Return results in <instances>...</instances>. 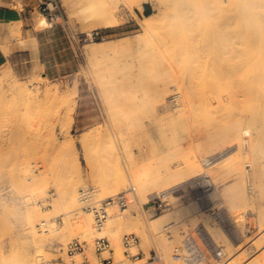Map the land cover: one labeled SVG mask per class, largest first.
<instances>
[{
  "label": "rangeland",
  "instance_id": "rangeland-1",
  "mask_svg": "<svg viewBox=\"0 0 264 264\" xmlns=\"http://www.w3.org/2000/svg\"><path fill=\"white\" fill-rule=\"evenodd\" d=\"M78 1H81V3L86 1V3H87L90 0H85V1L84 0H78ZM237 1H239L238 3H240L242 6H245V8H246L245 11H247L246 14H244V16H243V11H244L243 8L244 7H242V12L240 10H238L242 13L241 14L239 12L240 15L238 14L241 17L242 20L241 19L240 20L242 22H240L239 18H236L235 17L236 15L234 14L235 12L237 14L236 6L240 5L237 3ZM61 2H62L63 9L65 11V20L62 22L60 21V23L51 25V26L46 27V28L40 27L38 25L39 32H38V34H36V37H37L38 42H39V47H38V50L35 52L33 59L30 62L21 63L19 65V67L13 66L12 64H8V65L0 68V143H1V145H0V264H25L26 262H27L26 264H44V263L46 264V263H49V261L50 262L52 261L54 264H66L67 262H72L73 264H107V263H104L102 260H103V258H108L110 256L113 257L114 264H140L141 262L135 261L134 259L130 258L132 255L140 253L139 248L136 246L135 248L130 249L129 252L131 255L128 256L127 250L124 247L123 238L125 235H130V234H135L141 239V241H142L141 248L143 249L144 254L147 258H149L148 256H150V253L153 250H157V251H159V253L163 254L162 256H163V261L165 262L164 264H167L166 263L167 260L164 257L165 255H164V253H162L163 249L161 247H163L162 246L163 244L160 246L161 242H159V240H161L160 235H161L162 239H165L171 247L170 248L171 251L169 252V255L171 258H172V250H173L172 246H174L175 244L170 243L168 240V237L166 235L165 236L167 238L164 236L165 233L163 232L164 231L163 228L172 221H176V222L178 221V223L181 224L182 228H184L185 230L186 229H194L200 225H202L204 227L207 226L206 228H208L209 232L214 227L218 229L220 226H218L212 220L210 212H208V209L210 207H214V208L219 209V210L221 209V211L223 212V214L225 216L226 221H225L224 230L226 231L225 232L226 236L229 235L227 237H228V241H229V239H230V241H229V243H224V241H222V242L220 241V243L224 244L222 246H226V244L229 245L231 242V245L234 244L232 246H234V248H235L234 249L231 245H229L233 249L230 247L229 248L230 250H228V251L230 253H232V251H231V249H232L233 253L229 254L225 258V260H223V262L221 264H228V262L230 260H233L238 253H239L238 254L239 258H240L238 264H252V263H254V261L257 258H260V263L264 264V173H263L264 169H261V168H264V166H263L264 165V144H262L263 141L260 143V146L258 147L260 152H258V153L256 152L257 153L256 156L253 155V156H250L249 158H245V159L242 158L241 162L244 161V163L242 164L240 162L241 164H239V165H241L240 168L242 170L245 168L244 170H246V172H247V173L245 172L247 175L244 177V186H245V190H247V192H245L246 197H248V198H246V197L245 198L249 204L246 203L245 206L243 205L244 209H243V207H241V208L239 207V209L236 208L237 210H234L235 208L232 207L231 201L228 198V196L225 195V193L223 194L224 190L222 188H225L226 186H228V183H229V185L233 184V182L237 178V176L235 175L236 172L231 169L232 173H231V171H228L226 174L229 173V175H228L229 177L234 176L235 178L231 177V179H230L227 175H225V178H224V177H221V175L219 173H216L217 179L215 180V177H214L215 174L214 173H212L213 175L211 174V178L214 177V179H212V180H215V181H213V182H215V184L219 179V181L216 184L217 188L213 190L214 192L217 191L218 194L214 193L212 191L206 195L207 196V198H206L205 195L199 189H196L198 187L191 188L190 186H188V187L185 186V187H182L181 190L178 191L174 196L171 195L169 197V203L171 204V206L174 209L181 207V206L186 204V203L183 204L182 198L187 200L190 204L193 203L195 205L196 209H198V211H199L197 218H195L193 220L191 219L189 222H187V221L185 222L184 220H182L181 218H178V217L174 218V219H169V220L165 221L163 223V225L160 227L162 229V231H161V229H159V230H157L158 232L156 231V233H154L155 229L151 228L152 226H151L150 222L152 220V217H156V216H151L150 213L147 212L148 208L151 206L150 204H148L149 201L152 200L153 198H155L157 193H162L164 191H168V190L175 188V187H181L183 184L188 182L189 178H191L192 176H193L192 178H195L197 174H198L197 177L199 175L207 174V173H208V175H210V171L206 170L203 167V164L201 165V163L206 158L205 157L206 155H207V157H210V156L211 157H218L221 155V153L215 152L216 150L213 151L215 154H212L209 151H206L207 153H205L204 149H203L204 150L203 151L204 153H203L202 151L199 152L197 149L196 153L199 152L198 153L199 155H200V153L205 154V155L201 154L202 156L199 157V155L196 154V156L199 159V160L197 159V163H199L200 158H202L201 163H200L201 167L198 168L199 170L195 171L196 175L195 174L192 175L193 171H192V173L190 172L191 174L188 173V171L186 172V169H185V172L188 174L184 175L185 174L184 171H181V172H182V175H184V176L189 175L186 178V179H188L187 182L180 181L181 182L180 183L177 180L174 181L173 178L175 176H177V175L181 176V174H178V172L180 173V169H181L180 168L181 166H179V164H181V165H183V164L181 162L182 160H180L177 157L178 154L176 152H175V154H177L176 158H175L176 161L173 159L175 157V154L173 155L172 153H173V151H175L174 149L177 150V148H173L172 146H174L175 142L178 141V143H179L181 140L182 141L185 140L184 144H182L183 143L182 141L179 144H181L185 147L188 146L189 144L192 145L196 141L199 140V139L195 140V139L199 138L197 135L200 136V135L206 133L207 130L212 129L211 127H208L211 129H203V130H205V131H203L204 133L201 132L202 128H204L207 124L209 126L210 123H208V122L212 121V120H210V121L208 120V118L211 117L208 113L213 114L215 112L214 111L211 113L210 111L213 110V109L211 110V108L212 107L217 108V106H213V105H217V102H218L217 100H220V99H218L216 97L217 100H215V102L213 103V101H214L213 95H215L216 92H214V94H212V96H213L212 97L211 95H209V93L206 94L209 89L205 88V84H208L209 83L208 81H210L212 78H210V80L208 79V81L206 80L207 83L205 82L204 79L209 78V76H207V74H209L208 70H210L212 68V66H214V65L211 66V64H213L214 61H216V62H214V64L217 66H214L215 68L213 67V69L210 71V74H209L210 76H212L211 72H213V73L216 72V67L219 68L220 63H221V65L223 64L222 60L218 61L219 64L217 63L218 58H221V55H222V54H220L222 51L220 53H219V51L223 47H221V45L220 46L217 45V44L222 43V42H220L221 40L223 41V39H224L223 43L224 42L227 43L230 41L234 42V41H236V36H237V38L239 39L237 41L239 43H241V42L246 43L247 42L246 46L249 47L248 44H250V42L255 37H257L254 39L253 42H251L252 44L250 45L251 47H249V49L242 47V46H245V43L242 46L240 44V46H238V47H242V48H239L238 53L241 52V55H243L242 53H244V56H242V57H246L245 53L248 54V57H249V55L252 56L251 58H249V59L247 58V60H246V63H247V61H249L248 64L250 65L251 64L250 59L251 60L253 59L252 60L253 62L251 64V66H253V67L250 66L249 68L254 69V68L259 67L258 68L259 72H261V70H264V69H260V68L264 67L263 66L264 65V0H234L233 4H235V5L231 4V8H230L231 12H232V10L234 12L228 13V15L226 13V16L224 15L226 18L225 21L229 20L233 24V26L231 28L235 29V30L237 29V31H235V35H233V34H230L229 36H228V34L226 35V37L228 36L227 40L230 39L229 41L225 40V36L222 35V32H221L222 28H220V27L223 26V22H224L223 20L224 19L221 20V18L219 17L220 20H218V18L216 17V15H218V13L216 12V10L214 8V4H213L212 0H104V2L107 4L108 7L109 6L113 7L112 9H113L114 14L116 15V18L118 19L119 22L115 27H109V28L96 27V28H93L92 30H90V28L88 29L87 27L84 28V26L87 25L88 23L83 25L86 22L83 19V16L80 18L81 15L77 12L76 13L78 15L75 13L76 8L72 9V3H74V5H75L77 0H61ZM145 2H149L150 6H151V12H152L151 15L157 14L159 17V21L156 23V25H154L155 28L152 29L153 31H151L152 33H150L149 35L145 34V31L143 28V23L146 21L145 20L146 9L145 10L141 9L142 10L141 12L138 11L140 8L139 4L143 5ZM78 4H80V3H78ZM78 4H76V5H78ZM82 5L83 4H81L80 6H82ZM241 5H240V7H241ZM70 6H71V8H70ZM233 7L235 10L233 9ZM72 10H74V11H72ZM250 11H251V13H250ZM247 13H250L251 16L249 15L250 17L244 18L245 16H248ZM230 14H231V16L234 14L235 16L233 15L231 18ZM227 16H230L229 17L230 19L229 18L227 19ZM42 18L45 19L44 15L39 11L38 12V20H40ZM81 19H83L84 21ZM236 20H237V22H236ZM221 21H223V22H221ZM247 22H250L251 24L248 23V24H250V25H248ZM238 23H240V25ZM252 23H254V24L252 25ZM244 25L247 26V30H248V26H249V28H251V27L254 28L255 34H257V35L254 36L253 35L254 30L252 29V33H251V31H250L251 29H249V32L253 35V38L251 39L250 36H252V35H249L250 33L248 34L249 36H246L247 33H246V30L244 29L246 26L244 27ZM216 27H218L219 29ZM240 27L245 30V31L244 30H242V31L246 35L241 31L238 32V30L241 29ZM16 31H18V30L12 29V32H16ZM89 33H91L90 36H88ZM204 33H206V34H204ZM220 33H221V35H220ZM236 33H238V34H236ZM240 33H243V34H240ZM213 34H214L213 38L215 40H213V38H212ZM201 35H203L204 37L207 36V38L206 37L203 38ZM210 35H211V37H210ZM240 35H241V37H244V36L250 37V41L248 38H247L248 41H243V40H246V38L245 39L243 38V40H242V39H240L241 37H239ZM222 36H223V39L220 38ZM231 37H235V38H231ZM145 38H146V40H145ZM202 38H203V40H202ZM211 38H212V40H210ZM201 40L203 41L202 43H201ZM93 41L101 43V45L99 46V49L94 54L92 53V51L90 49V44ZM142 41H144L146 43H144ZM214 41H216V43ZM236 42H234V43H236ZM240 49H242V50H240ZM244 49H246V50L244 51ZM260 52H263V54H260ZM148 53L150 54L149 56L145 55ZM105 54H110V57H112L113 54H115L117 56L116 58H115V56H114V58L112 57L113 60L114 59H117V60H115V61L112 60V62H114L115 64H113L114 66L113 65L111 66V70L114 71L113 75L114 76L116 75L117 78H118V75H119V77H125L124 76V70H122L123 69L122 66L124 64L125 66H123V67L125 69L126 74L128 72H132L134 74L135 69L138 68L136 70L135 75L138 74V77H139V75H141L140 76L141 80L137 81V82H140L139 83L140 85L142 84L143 80L146 81L141 86L140 85L138 86V84L131 86V85H128V83H127V87L124 86L123 84L119 86L120 88H122L121 92L122 93L125 92V94L121 93L119 95H122V96L126 95V97H127L128 96L127 92L129 94L130 90H131L130 91L131 93H132V91H134V93L136 94V95L134 94L135 96L130 95L131 93L129 94L128 97L129 98H130V96L132 97L131 101L129 99H127L128 97L126 98L127 100H125V96H123L124 99L122 97H120L123 99V101H121V99H120V102L123 103L126 101L125 102L126 105L129 103V101H130L129 104H131L133 101L134 105H136V103L138 105L140 103V102L138 103V98L144 97L143 94H145V95L148 94L149 96H151L149 98H147V96L144 97V99L147 98V100H143V98L141 99V101H142L141 103L146 105V106L144 105L146 107V109H144L142 111V109L144 108V107H142L143 106L142 104H140L141 106L138 105V107L140 106L139 109L142 107L140 110L137 109L136 106H135V109H132V110H134V113L136 112L135 110L137 109L135 116H133L131 112H127V109L129 108L128 105H127L128 107L125 105V107L127 109L125 107L122 108L127 113H131V116H130V114L122 115L124 117L130 116L132 119H129L128 120L129 122L131 121L133 123L134 122L133 119L141 121L142 125L139 124L137 127V129L139 131V127L142 126L143 128L141 129V131H139V132L136 131L137 133H135V130H133L135 127H132L129 130L131 131L132 134H135V136H136V134H138V136H136V137H139V138H137V140L140 139L141 137L143 139L144 137H146V135L148 136L146 139V142H144L145 140L140 139L141 142H143V147L140 145V149L142 147L143 150L142 149L140 150L138 148L139 146H137V145H135V147H134L133 144H128L129 142H127L128 147L126 146V148H128V149H126L124 147L125 145L121 144V142H120L121 139L117 138L119 135L116 134L117 130H118V129L116 130V128H118V126L121 127L118 130V131H120L119 133L121 134L122 133L121 131L123 129L126 130L123 127L127 126L126 128H128V126L130 125V124H128L129 122L126 125L127 121H124L123 120L124 118H121L122 120H120V121H122V123L124 122V124L126 126L122 125L123 126L122 127L121 124H119L117 126L116 122L121 123L120 121H118L120 119L119 116L121 117V115L115 114L118 117L113 116V118L114 117L118 118V120L115 119L116 121H114L112 118L113 112L111 113L112 119H110L109 118L110 116L108 117V115H107L108 112L110 114V108L112 105H110V103H108V105H106L107 104L106 100H104L106 98L102 99V97H104V94H105L102 80L105 79V77H106L105 74L107 72L110 73V71H109L110 68L104 70L102 68L104 66L97 64V61L99 60V58H104ZM134 55L138 57V58H136V59H138V61L135 59ZM209 55H210L212 61L207 60V58H208L207 56H209ZM218 55H220V57H218ZM261 56H263V57H261ZM139 57H142V59L144 58V60H146V61L149 59V62L147 61L148 63L146 62V64L142 65V67H141L140 66L141 62H139V60H142V59ZM210 57H209V59H210ZM216 57H218V58H216ZM130 58H132L134 60V61L132 60L133 63L130 60ZM160 58H162V60L164 59V61L169 60V63L171 61H173L172 59H174V62H171V63L175 64L176 66L177 65L180 66L179 68H176V66L174 67V73H171L172 77L176 76V77L181 78V80L183 78H186V80H187V77L189 76V74L191 72V74H190L191 76H189V78H190L189 81L193 82L194 78L198 81L197 82L196 80H194L195 82H193L194 87L196 89L192 88L193 83L192 84L188 83L189 85L191 84L190 87L193 90H196L195 94L198 95V96H196L194 94L195 96H193L194 98H192V99H194V100L192 102L195 101V103L192 105L195 106L197 104L200 108V106H201L200 104H202L203 107L201 109H199L197 105H196V107L199 109V111L200 110L202 111V112H200L201 114L204 111H206V113L210 117H206V115L203 116V114H206L205 112L202 114V116L197 115L196 113H198L199 111H197L198 109L197 110L195 109L196 107L194 108L195 110H193L191 108V110H189V111L191 112L193 110L192 111V112H194L193 114H195L198 118L193 116L191 113H190L191 114V118H190L189 111L186 112L185 115H183V117H182L178 113L173 111V109H172L174 107L173 104H172V106L166 104V103H168L169 100H172V99H170V97L172 96L173 93L170 94L169 96H167L169 98L163 99L164 101H167L166 103L165 102H163V103L167 107L169 106V108H167L166 110H168L170 112L172 111L171 113L169 112L171 115H174V116L179 115L181 117V118L180 117L177 118L179 120V122H178V120L173 121V123H174L173 126L175 125V127H176L177 123L175 124V122L177 121L178 123H180V122H182L181 120H183L185 117L186 118L189 117L192 121H194V124H192L193 123L192 122L190 124V126H193V127L196 126V128H197L198 127L197 125L200 126V123H202L201 130H199L200 127H198L196 129V130H199L198 132L195 129H191V131L187 132L189 135L187 139L189 141L186 139V137H187V133L185 135L186 131L184 130L185 132H183V129H185V128H182L183 125L186 124V118H185V120H183V121H185V123L182 122V124H181L182 127L179 126L180 124L179 125L177 124V126H179L180 129L178 127H176V131L178 130V132H176V135H178L177 133L180 132L181 136H182V137L180 136L179 140L174 142V139H173V142H174L173 143L172 140L170 139V137L167 135L169 133H166L167 137H166V135L164 137L163 133H165V132H163V131L164 130L166 131V128H164V130H163V126L160 123L163 124L162 121L165 122L166 120H167L169 125H170V123L168 120L169 117L168 116H167L168 118L165 117L166 116V110H165L166 107L163 108V103L161 101L162 100V98H161L162 97V95H161L162 90L161 89L159 90V87L164 88L165 83H164V85H162L163 84L162 82H165V80H162L160 83L156 84V82L159 81V79H162L160 77L162 75H160L159 78L157 77L158 80L154 79L156 82L153 81V79L150 80V78H149V76L150 77L153 76V75L151 76L150 74H154V70H156V69H154L155 63H150V62L152 60H154V62L159 63L157 61H162V60H160ZM214 58H216V59H214ZM165 59H168V60H165ZM242 59L244 61L246 58L245 59L242 58ZM242 59L240 61H242ZM144 60H143V62H144ZM195 60H196V62H195L196 64L194 63ZM197 60H200L201 62H198ZM204 60H206L205 61L206 63L208 61L210 66H208L205 62L203 63ZM236 60H239V58L237 59V57H236ZM128 62H131L132 64L130 65V63H128ZM242 62L240 64V68H242L241 71L243 72V66L245 68V65H247V64H245V65L243 64V66H242ZM197 63L198 64L201 63L204 65V66L203 65H201V66L204 67L203 68L204 70L205 69L207 70V74L205 72L206 70L200 71V69H202V67L199 66V67H197L198 69L195 67V65H197ZM231 63L234 64V60H233V62L231 61ZM126 64H129V65H126ZM133 64L135 65V68L133 70H131L130 67ZM136 65H138V67ZM205 65H206V67L208 66L209 68L210 67L211 68L207 69L205 67ZM259 65H261V67ZM193 66L195 68H193ZM223 66L224 65H222L221 67H223ZM230 66L232 67L233 65H230ZM114 67H115V69H114ZM128 67L130 70L127 69ZM139 67H140V69H139ZM221 67H220V70H221ZM145 68H149V69H145ZM227 68H228V66H227ZM227 68L223 67L222 70L224 72L219 70V74H220V72H221V74L225 73ZM249 68H248L249 71L247 69L245 70L248 72H243L242 74H240V73L238 74L236 72L237 76L236 75L235 76L238 77L237 79L240 78L239 75L245 76L244 73L245 74L248 73L249 77L246 75V77H244L245 79L243 78L244 79L243 81H247L248 79H251L252 74L250 75V73H249L250 69ZM141 69H143V70H141ZM177 69H179V70H177ZM195 69L199 70L202 73V75L197 70L195 72ZM231 69H230V71H231ZM253 69L251 70V73L255 72ZM116 70H118V72ZM176 70H177V72H176ZM239 70H237V71L241 72ZM5 71H8L11 76L7 77L6 75H4ZM193 71L195 73L198 72V74L193 75L194 77L192 76V73H194ZM230 71H229V73H230ZM140 72H141V74H139ZM142 72H144V73L142 74ZM204 72L206 75L203 74ZM227 72H228V70H227ZM108 73H107V75H108ZM132 73H130V74L133 75ZM255 73H257V72H255ZM233 74H235V73H230L231 76L227 75L228 78L231 77V79L229 78V80H231V82L227 81L228 78H226L224 76V74L221 75L219 79L222 80L223 78L224 79L226 78L227 80L226 81L223 80V81H225V84L227 82V86L222 85V83H223L222 81H221L222 83L220 81H217L221 84H219V87L216 86V85H218L217 83H215L216 85L213 84V86H212L213 89L211 88V85H212V83L216 82L214 80L217 77L214 78L212 76L214 80L213 79L211 80V82H210L211 85L209 86V88H211L213 91H217V95L222 90L223 91L226 90V93H227L228 88H230V87L234 88L232 86H235V89H236V86L238 85L236 83H238V81L234 82V79L236 77ZM260 74L264 75V72H263V74L259 73V75ZM121 75H123V76H121ZM186 75H187V77H186ZM126 76H130V75H126ZM142 76L144 78H146V77L149 78V80L147 81V80L143 79ZM199 76H200V78H199ZM217 76L219 77L218 73H217ZM242 76H241V79H242ZM140 77H139V79H140ZM162 77H163V79L166 78L164 76H162ZM7 78H10V79L12 78L13 81L12 80L9 81V79H8V81H9V83H8ZM257 78H255V81H258ZM118 79H120V78H118ZM123 79H125V78H123ZM134 79H137V78L135 77ZM166 79H168V78H166ZM200 79H203L202 83L204 85L199 83ZM186 80L183 79V81H185L184 83H186ZM101 81H102V83H101ZM239 81H240V79H239ZM243 81L241 80L240 82H243ZM252 81H254V79ZM252 81L250 82V80H249L250 84L243 82V83H245L244 84L245 87L246 86L249 87V88H247V90H249L250 87L252 90L253 89L255 90L256 87H254V85L256 83L254 84L255 81L253 83H252ZM120 82H122V78L119 81V84H120ZM137 82H135V80H133V83H137ZM228 82H229V84H228ZM100 83H101V85H100ZM122 83H124V82H122ZM251 83H252V85L253 84L254 85L252 86ZM124 84L126 85V83H124ZM149 84H151V86L152 85L153 86L151 87V86H149ZM144 85H145V87L149 86L152 89H153V87L156 88L155 86H157L158 89H154V91L157 93V95L151 94V92H152L151 88H150L151 91L150 90L147 91L146 88L143 89ZM214 85H215V87H214ZM221 85L223 87H220ZM228 85H230V87H228ZM240 85L242 87V88H240L241 89L240 91H239V87H237V89L236 90L234 89V90H235V92L238 91L236 94H238L240 92L239 95H241V97L244 96V98H245V96L249 95L250 91H248V95H244L243 90L246 91L245 90L246 88L243 87L244 86L243 84H240ZM240 85H238V86H240ZM129 86H131V88ZM199 86H201V87H199ZM100 87L103 89L102 90L103 93H101L102 91H101ZM124 87H125V90H128L127 92L124 90ZM138 87H140V88L142 87L141 89L143 91H145L147 94L145 92L142 93L143 91ZM216 87L219 90L220 89L221 90L218 92V89ZM226 87H228V88H226ZM136 88H138V90L140 89L142 91L141 92L142 95L140 94L141 96L139 95L140 91L138 92V90ZM199 88L201 91L199 90ZM214 88L217 90H214ZM10 89H11V92H13L14 94L9 92ZM132 89H136V90H132ZM147 89H149V88L147 87ZM202 89H208V90L201 93L203 91ZM123 90H124V92H123ZM252 90H251L250 94H252V92L255 93V91L254 90L252 91ZM154 91H153V93H155ZM210 91L211 90H209V92ZM223 91H222V95L219 93V95L222 96L221 97L222 102L228 99L227 94L224 95ZM231 91H233V89ZM160 92H161V94H160ZM199 92L201 93L200 95H199ZM228 92H230V91H228ZM10 93L14 96L10 95ZM26 93L29 96H31V94H32L33 99H31V97H29V100H27L28 96L26 95ZM119 93H120V91H119ZM230 93H232V92H230ZM245 93L247 94V92H245ZM23 94L25 95V98L27 97L26 99H24ZM35 94L37 96H40V97H38L39 99L35 97L36 96ZM203 94L206 95V97L207 96L208 97L205 98V96ZM155 96H157V97H155ZM158 96H159V98H158ZM42 97H46V98L42 99ZM135 97L137 98L136 99L137 101H135ZM34 98H35V100H34ZM140 98H139V101H140ZM196 98L199 100H197ZM202 98H204V99H202ZM210 98H211V101L212 100L213 101L210 102L207 100V102H209L213 105L211 107L210 106L211 104L209 105V103H208L207 108L209 109V106L211 108L209 110H206L207 108L205 107V105L207 104V102L205 100L210 99ZM244 98H240L241 99L240 103H242L243 105H245L244 103L247 102V101L242 102L243 100H245ZM253 98L254 99L252 101H249V102L254 103L255 102L254 100H256V98L254 96H253ZM40 99L43 102H40ZM154 99H155V101H154ZM30 100H32V101L34 100L35 102L37 101L39 103H35L34 101H33L34 102L33 103ZM148 100H150V102ZM152 100L155 102V105L153 103V104H151V107L153 106V107H155L153 109L158 110L157 112L155 111L156 113L162 112V115L159 113H158L159 115L157 114V116H160L161 119L163 118V112H164L165 113V116H164L165 119L163 118L164 120L161 121V119H158L156 116V113L154 111H152V108H149L150 107L149 105L152 102ZM246 100H247V98H246ZM157 101H159L161 104H159V102H157ZM204 101H205V103H204ZM259 101H260L261 105H259V103H256V102H255V104L252 103L251 107L254 111H252V109L249 108L251 105L250 103H248L250 105H248L246 103L247 105H245V107L248 106V109L246 110L245 108L244 109L240 108V103L238 105L236 103V105L239 107L235 106V104L231 105V103H229L230 104V107H229L228 106L229 104H227L226 101H225L226 105H225V102L222 103L221 101H219L220 105L224 104L225 107L228 106L229 109L227 107V110L225 112L222 111V114H221L220 113L221 109H219L220 111H218V109L216 110V108H214V110L217 111L216 113H218V114L220 113L219 117L222 115L221 116L222 118H220L221 121L220 120H217V121H220L223 124L224 121L226 123V121H228L231 118H234V116H235V118H239V116H238V113L240 111L239 109H242L243 112H245V114L250 113L252 111L251 113H253V114L250 113L249 115H244V113L241 111V113H243V115L240 114V117L248 116V117H251L252 120L255 119L254 121L257 122L256 125L261 126V131L264 132V104H263V101H261V100H259ZM27 102H28V104L29 103H32V104L28 105ZM147 102H148V104H146ZM68 104L71 106H67ZM157 104L162 105V107L159 105H158L159 106L158 107ZM120 105H121V103H120ZM122 105H121V107H122ZM132 105H133V103H132ZM134 105L132 107H134ZM224 105H221V106H224ZM156 106H157V108H156ZM194 106H191V107H194ZM69 107H72V108H69ZM225 107H223L224 110H225ZM66 108H68V109H66ZM108 108H109V110H108ZM147 108H148V110H147ZM158 108L161 109V111H159ZM204 108H206V109L204 110ZM69 109L73 110V112L70 111ZM260 109L263 111H260ZM66 110H68V111H66ZM105 110L107 113L105 112ZM231 110H233L232 111L233 114L231 113L232 115H234L235 113H237V115L235 114L233 117H231L232 115L231 116L228 115V114H230ZM237 110H238V112H237ZM207 111H209V112H207ZM67 112H71V114L70 113L68 114ZM173 112H175V113L172 114ZM227 112H228V114L223 116V114L227 113ZM257 112H258V114L259 113L261 114V112H262L261 116L257 115ZM72 113H73V115H72ZM123 113H125V112L123 111L121 114H123ZM216 113H214V115ZM66 114H68L69 116H72V119L74 120L72 125H70V122H66L67 120L64 119V117H65L64 115H66ZM68 115H67V117H69ZM214 115H212V117L210 119L213 118L215 120V119L219 118L218 116L216 117V115H215L216 118H214ZM255 115L257 117H255ZM155 116L158 119V121H157L158 123L155 122L156 121L154 119ZM174 116L173 117L170 116L171 121H172V118L174 119ZM192 116H193L194 120L192 119ZM258 116H260V117H258ZM67 117H65V118L68 119V121H69L70 117L69 118H67ZM137 117H140L142 119L137 118ZM228 117H230L228 120L224 119V118H228ZM189 118H188V120H190ZM127 119L128 118H126V120ZM136 120H135V122H136ZM159 120L161 122H159ZM191 120H190V122H191ZM197 120H198V122H197ZM207 120H208V122H207ZM154 122H155V124L157 123V125H155ZM214 122H213V124H212V122L210 124V126L213 125V129L217 127V124H219L218 122L217 123H214ZM68 123L70 126L68 125ZM134 123L132 125H134ZM196 123H197V125H196ZM204 123H205V125H204ZM164 124H166V123H164ZM171 124H172V122H171ZM215 124H216V126H215ZM186 125H189V124H186ZM219 125H218V127H219ZM49 126L50 127L52 126L53 131H52V128L50 129ZM166 126H167V124H166ZM144 128H145V131L148 130L147 133L143 130ZM46 129L48 132L46 131ZM96 129H98V130H96ZM95 130H96V132L98 131L97 132L98 134L100 133L99 134L100 137L97 134H95L96 133ZM193 130L196 131L197 133L196 132L194 133ZM51 131H52V133H51ZM87 131L95 132V133L92 132L93 134L91 132L90 133H91V136H93V135L95 136L92 138H94L96 141L94 140L95 142L93 141V144L91 143L92 146L89 145V150H87V152H86V150L83 147L88 148V144H86L87 142L86 143L81 142L82 141L81 138H82V135L89 134ZM143 131L146 133V135L142 134ZM187 131H188V129H187ZM192 131H193V133H192ZM107 132L109 134H107ZM114 132H115V134L113 135L112 133H114ZM127 133L128 132L125 131V134H127ZM47 134H49V135H47ZM53 134L56 136V139L55 138L52 139V137H54ZM191 134L192 135L196 134V136L194 135L195 136L194 137ZM128 135H126V136H128ZM140 135H142V136L140 137ZM111 136H112V139L111 138L109 139V137H111ZM190 136H192V138ZM113 137H114V139H113ZM130 137L131 136L129 135V138ZM48 138L50 139V141ZM58 138H59V141H57ZM92 138H89V141L91 140L90 142H92ZM125 138H124V140H127V138L126 139ZM167 138L170 139L171 142ZM116 139H117V141H116ZM110 140H112L111 142L115 143V145L119 144L118 148H115L117 146L112 144L113 148L115 149L114 151L111 148L112 145L110 146V143H111V142L109 143ZM113 140H115V141H113ZM61 141L63 143L65 142L64 144L67 145V150H66L67 156L65 158H67V159L69 158V162L72 161V164L70 163L71 167H70V165H68V166L66 165L67 166L66 167L63 164V162L56 159V161L50 166L51 174H53L54 176L53 177H52V175L49 176L50 181L48 182L46 189H42L44 191H41V190L31 191L32 189L34 190V187H35V186L33 188L30 187L31 184L33 183L32 178H33L34 174L42 171L41 168L44 165L43 158L45 157V155H43L41 152H46V150H48L47 151L48 154H49V152L50 153L52 152V154H54L53 151L56 152V150H53L52 148H54V147L57 148V145L63 144ZM74 141H75V143H74V145H72L71 143H73ZM118 141L120 143H118ZM132 141L134 142V144H137V143H135V141H136L135 138H133ZM167 141H168V143H170L171 148L166 147V144H168ZM47 142H49V144H50L49 147L51 146L52 148L47 147L48 146ZM90 142H88V143H90ZM116 142H117V144H116ZM124 142H126V141H123V143ZM52 143H54L56 146ZM82 143H83V145H81ZM130 143H132V142L130 141ZM171 143H173V144H171ZM179 144L175 145L174 147L180 146ZM121 145H124L123 146L124 148L120 147ZM129 145H132V146L129 148ZM147 146H148V148H147ZM238 147L239 146H234V148H232L230 151H228V153L234 152V154H237L238 152H240L239 149L237 150ZM45 148H47V149L44 151ZM146 148L148 149V151ZM35 149L37 151L39 150L38 151L39 155H37V156H36V153H35V156L32 155V151H36ZM116 149L121 153V156H120V153ZM137 149L140 151L146 150L147 152H149V155H146V156H150V158H151L150 160H152L153 166L155 165L154 167H156L155 170H157L156 172H157L158 176H159V173H162V172L166 173L168 175H169V173H171L173 175L174 171H177L174 174L173 178H171V177L169 178L166 175L168 177V179H171V180L173 179L170 184H169V182H166V184H169L170 186L172 184H174V186L172 185L173 187L172 186L170 187L169 185H165L164 180H166V176L164 178V176H163L164 174H160V176L162 175V178H164L163 182H161L162 178L160 177L161 178L160 179L156 175V180L159 179L161 183L159 182V180H158V184H156L154 182L156 185H153L151 183L155 188L153 186H152L153 188L150 187L151 190L153 191V194L150 195V198L148 199V201H144L141 199V197L139 195V190L137 189V194H135V196H134L135 198L133 197V200H132V202H131V204L127 210H121L120 208L110 209L109 221L107 222L105 228L101 232H99L95 229L94 221H93V215L91 213L83 211L81 209V205L79 203L80 190L82 188H85L88 186H95V187L99 188V190H100V198H107L109 196L118 194L119 192H123V190L126 191V189L128 190L129 187L130 188L134 187L135 186V185H133L134 183L132 184V182H134V181L131 180L133 177H130V175H129V174H131L130 172L132 171L131 167H126V165L130 166V161H127L126 159H125V161H123L124 160L123 158H124V156L127 157V155L131 156L132 152L135 154V155L133 154V156L137 157L136 155H139L142 153L139 151V154H138L136 152ZM167 149L168 150L172 149V150L168 151ZM49 150H51V151H49ZM89 151L91 152L90 156L93 155V157H95V158H93L94 161L89 156V153H88ZM146 151L144 153L148 154V153H146ZM130 152H131V154H130ZM169 152H170V154H169ZM208 154H210V156H208ZM167 155H169V156H167ZM171 155H173V156H171ZM117 156L121 157V159H123V160H121L120 158H118V160H117L116 159ZM130 156H129V159H130ZM41 157H43V158H41ZM96 158H97V160L98 159L100 160V162L98 161L99 163L97 165L94 164L95 161H97ZM107 158H110V159L108 162H105L107 160ZM76 159H77V161H73ZM87 159L92 160V162L87 161ZM111 159L112 160L116 159V160L114 162L109 163L111 161ZM148 159H149V157H148ZM148 159H147V161H148L147 164L145 163L146 160L143 163L148 165L150 162V164H152L151 161ZM161 159L162 160L166 159L169 162L170 161L172 162L174 160V163H169V162L168 163L172 166V168H174V167L175 168L172 170L171 166H170L169 167L170 172H168L169 169L167 171H165L166 167L164 169L163 165L168 166V163H167V161H164V160L162 161ZM30 160H31V162H30L31 165L29 167H27V165L29 163L28 161H30ZM158 160H160V162H161L159 164H163V165H157ZM41 161L43 162V164ZM116 161H118L119 163ZM77 162L81 163V164H79L81 167L80 170L77 169V166L74 165V163L78 164ZM125 162H128L129 164H126ZM36 163L38 165H36ZM91 163H93L94 166H97V167H95L96 169L94 168L93 164H91ZM143 163H141V165ZM144 164L142 166H144ZM172 164H174V165L176 164V166H174ZM177 164H178V166H177ZM253 164H256L254 166V168H253ZM261 164L263 167H261ZM38 166H40V167H38ZM68 167H70L71 170L76 169V170H74V172L73 171L72 172H73L74 177H75L74 180H75V182H77L76 185H79L78 187L76 186L77 192H78L76 197H78V202H77V205H73L72 207L62 206L59 202L60 201L59 200L60 199L59 194H60L61 189H62L61 187L64 186L63 183H65L67 181V179L69 181L67 173H69L70 169H68ZM90 167L93 169H91ZM154 167L152 168L153 170H154ZM176 167H179L180 169H177ZM255 167H256V169H255ZM128 169H130V172L127 171ZM159 169H161L162 172H160ZM91 170H92V173L93 172L95 173L96 171L97 172L100 171L99 172L100 175L101 174L104 175L103 178H99V179L96 178L97 176L94 177L95 179H97L98 184L101 180L102 185H101V183L99 185L97 183L96 184L93 183V181L95 179H92L94 176V173L93 174L89 173V171L91 172ZM181 170H184V166ZM200 170H203L204 172L200 171ZM261 170H263V171H261ZM189 171H191V170H189ZM22 173H23V175H22ZM78 173H79V177H80V179L78 177V180H80V181L82 180V182H79L77 180ZM257 173H258V175H257ZM230 174H232V175H230ZM96 175H97V173H96ZM255 175L257 178L255 177ZM261 175H262V177H261ZM66 176H67V179H66ZM169 176H171V175H169ZM218 176H219V178H218ZM104 177H105V180H107L106 178H108V180H109V181H106V183L108 182L107 185H105L104 180H102V179H104ZM57 178H59V179H57ZM220 178L222 181L220 180ZM55 179H56V182H55ZM175 179H176V177H175ZM236 180H238V178ZM57 181H59V184L57 183ZM173 181H174V183H173ZM225 181H228V182L226 183ZM95 182H96V180H95ZM109 182L113 185L115 183H118L119 186H118V184H117V186H116V184L114 186L113 185L111 186V184H110V186L114 187V189L110 188V186L108 187L109 189L105 188V187L103 188V183H104V186L107 187L109 185ZM177 182H178V184H177ZM223 182H225L227 185L225 183L223 184ZM100 185H101V188L99 187ZM167 186L169 187V189ZM115 189H116V191H114ZM101 190H103V192ZM218 190L219 191L221 190V192L225 198L223 197L221 192H219ZM154 191L155 192L160 191V192L155 193ZM210 194H212L211 198L208 196ZM213 194H215L216 196ZM219 194H221V195L217 196ZM226 196L228 199L226 198ZM25 197H26V199L28 198L27 199L28 202L24 200ZM214 197H216V198H214ZM212 199H213V201H212ZM228 201H229V203H228ZM204 202H206V203H204ZM230 205H231V207H230ZM29 206H30V208H29ZM144 206H146V210L144 209ZM34 208H36L35 210H37L38 213L36 211L32 212L35 215L34 217H33V215H31L33 217V220H34V222L32 221V223H34L33 225L35 226V229L37 231V238L38 239L41 238L42 235H43L42 237L45 238L43 240L38 241V242H40V241L44 242L46 240L43 245L41 244V242L40 243L36 242L38 239L36 240V238L33 236L35 234H32L31 232H29L30 234H32L31 237H29L30 234L26 230V228H28V223L26 224L25 221L28 222V220L25 219L26 215H24V214H26L27 210H30V209L34 210ZM242 210H245V211H242ZM68 211H69V214L71 216L73 215L72 218L68 217V216H70L67 213ZM70 211H71V213H70ZM35 212H36V214H35ZM168 212H166V213H168ZM76 215L79 217V219H82V218L87 219L86 217L89 216L88 219L86 220V225L80 226V228H83V229L78 228L79 226L77 227L76 220L78 218ZM32 217H30L29 219L32 220ZM239 217H240V219H239ZM244 218H245V221H243V223L245 222V224H244L245 226L242 223L239 224L240 220L242 221V219H244ZM72 219H74L75 221ZM88 220H89V222H88ZM73 222H75V223H73ZM207 222H208V224H207ZM213 223H215L216 225L215 224L213 225ZM87 224H89V226ZM116 224H119V227H118L119 231L117 232V234H112L110 232V230H112V228L114 226H116ZM209 225H210L211 229L209 228ZM240 225L243 226V227L241 226L243 229L240 227ZM86 226H87V228H86ZM130 226H132L133 228L129 229ZM238 230H240V231H238ZM241 230H243L242 231L243 233H241ZM210 233L212 234V237H213L212 231ZM156 234L158 237L156 236ZM242 235H244V236H242ZM100 237H106L110 240L111 245H112V249L114 250L113 255H111L109 252L104 253L103 255H100L96 251L95 239L100 238ZM76 239L80 240V241L87 242V247H86L87 249L85 252H83L81 254L70 256L68 254V249H67L68 245ZM182 239H183V237L179 234V232H176V244H181ZM33 240H35L36 245H35ZM216 241H217V238H216ZM232 241H234V242H232ZM238 243L239 244L242 243V244H240L241 245L240 247H239ZM38 246L40 248H38ZM226 247H223V248L225 249ZM244 250L246 253L243 252ZM232 257H234V258L232 259ZM261 257H262V259H261ZM29 258H31V259H29ZM33 259H35V260H33ZM28 260H30L29 263H28ZM42 260H43V262H42ZM142 262H145V261H142ZM168 264H170V263L168 262Z\"/></svg>",
  "mask_w": 264,
  "mask_h": 264
},
{
  "label": "bare ground",
  "instance_id": "bare-ground-1",
  "mask_svg": "<svg viewBox=\"0 0 264 264\" xmlns=\"http://www.w3.org/2000/svg\"><path fill=\"white\" fill-rule=\"evenodd\" d=\"M85 1V0H84ZM213 1V4H214V8H215V10H216V12L218 13V15H216V17L218 18V20H220V18H221V20L222 19H224L223 21H221V22H223V26L222 27H220V28H222V30H221V32H222V35H224L225 36V40H227V38H228V36L230 35V34H233V35H235V31H237V29L235 30V29H232L231 27L233 26V24L229 21V20H226L225 21V16H226V13H227V15H228V13H232V12H234L233 10H232V12H231V4H233L234 3V0H212ZM75 2V1H74ZM239 1H237V3H238ZM78 3H80V4H78ZM85 3V4H84ZM67 4V3H66ZM71 4V3H70ZM76 4H78V5H76ZM81 4H83L82 6H80ZM238 4H240V3H238ZM233 5H235V4H233ZM241 5V4H240ZM240 5H238V6H236V8H237V14H236V12L233 14L236 18H239V20L241 19V17L239 16L240 15V13L242 12V7H244L243 8V16H244V14H246V12L247 11H245L246 10V8H245V6H242L241 5V7H240ZM69 6V5H68ZM74 6V7H73ZM79 8H78V7ZM139 6H140V9H142V5L141 4H139ZM70 8H71V6H70ZM73 8H76V10H75V13L77 12V13H79L81 16H80V18L83 16V19L86 21L83 25H85L86 23H88L87 25H85L84 26V28L85 27H87L88 29L90 28V30H92L93 28H96V27H105V28H109V27H115L117 24H118V19L116 18V15L114 14V11H113V7H111V6H107V4L104 2V0H90V1H88L87 3H86V1L85 2H82L81 3V1H78L77 0V2L75 3V5H74V3H72V9ZM239 8V9H238ZM233 9H234V7H233ZM235 10V9H234ZM238 10H240V11H238ZM72 11H74V10H72ZM240 12V13H239ZM76 13V14H77ZM250 13H251V11H250ZM250 13H247V15L248 16H245L244 18H246V17H250L251 15H250ZM239 14V15H238ZM242 14V13H241ZM73 15V14H72ZM78 15V14H77ZM76 15V16H77ZM225 15V16H224ZM232 15V16H233ZM238 15V16H237ZM250 15V16H249ZM230 16H231V14H230ZM230 16H227V19L230 17ZM232 16H231V18H232ZM242 16V15H241ZM79 17V16H78ZM220 17V18H219ZM83 19H81V20H83ZM230 19V18H229ZM234 19V18H233ZM83 20V21H84ZM145 22L143 23V28H144V31H145V34H150V33H152L151 31H153L152 29H154L155 27H154V25H156V23L159 21V17H158V15L156 14V15H150V16H145ZM235 20V19H234ZM242 20V19H241ZM240 20V22H242ZM49 20H47L46 19V17H45V19L44 18H42V19H40V20H38L37 21V25H39L40 27H44V28H46V27H49V26H51L52 25V23L49 21ZM82 21V22H83ZM250 21V20H249ZM233 22V21H232ZM236 22H237V20H236ZM19 23V22H18ZM219 23V22H218ZM248 23H250V22H247V24ZM239 25H240V23H238ZM243 24V23H242ZM251 24V23H250ZM250 24H248V25H250ZM254 23H252V25H253ZM19 25H21V24H19ZM89 25V26H88ZM222 25V24H221ZM14 26H15V24H14ZM246 25H244V27H245ZM251 27V26H250ZM86 28V29H87ZM216 28H218V27H216ZM241 28V27H240ZM14 29H16V30H19L18 28H14ZM219 29V28H218ZM246 30V33H247V35L242 31V30ZM241 28L240 30H238V32L239 31H241V32H243L246 36H249V35H252L251 33H252V29L254 30V28H249V26H248V30H247V26L245 27V28ZM249 29H251L250 31H251V33L249 32ZM217 30V29H216ZM244 30V31H245ZM213 31V30H212ZM215 31V30H214ZM233 31V32H232ZM214 33V32H213ZM243 33H240V34H243ZM250 33V34H249ZM253 35L254 36H256L257 34H255V30L253 31ZM204 34H206V33H204ZM215 34V33H214ZM214 34L212 35V38H213V36H214ZM228 34V36L226 37V35ZM236 34H238V33H236ZM249 34V35H248ZM91 35V33H89L88 34V36H90ZM219 35V34H218ZM220 35H221V33H220ZM253 35L252 36H250L251 37V39L253 38ZM203 38H207V36H203V35H201ZM243 36V35H242ZM246 36H244V37H241V35L239 36V37H241L240 39H242L243 40V38L245 39L246 38V40H243V41H248V39H249V41H250V37H246ZM199 37V36H198ZM209 37V36H208ZM210 37H211V35H210ZM203 38H202V40H203ZM212 38L210 39V40H212ZM221 39H223V36L222 37H220ZM231 38H235V37H231ZM248 38V39H247ZM255 38H257V37H255ZM254 38V39H255ZM148 39V38H147ZM254 39L251 41V42H253L254 41ZM145 40H146V38H145ZM201 40V43L203 42ZM213 40H215L214 38H213ZM230 40V39H229ZM229 40H227V41H229ZM237 40H239L238 38H237V36H236V41ZM206 41V40H205ZM217 41V40H216ZM216 41H214L215 43H216ZM223 41H224V39H223ZM223 41L221 40L220 42H222L221 44H217V45H221V47H223L222 49H220V51H219V53L220 54H222L221 55V58H218V57H220V55H218V57H216V58H218V60H217V63L219 64V62L218 61H221L222 60V62H223V64L222 65H224L223 67L225 68H227V66H228V68L226 69V72H227V70H228V72L225 74V73H223L224 74V76L226 77V78H228V76L227 75H230V73H235V74H233L234 76L238 73H240V74H242L243 72H248L249 70H248V68L251 66V64H252V60L250 59V65L248 64L249 63V61H247V63H246V60H247V58L249 59V58H251L252 56L251 55H249V57H248V54H246L245 53V55H246V57H242V56H244V53H242L243 55H241V52H239L238 53V50H239V48H242V47H244V48H246V49H249V47H251L250 45L252 44L251 42H250V44H248L249 45V47H247L246 46V44H247V42L245 43V42H241V43H239L238 41L236 42V41H234V42H236V43H234V42H224L223 43ZM142 42H144V41H142ZM144 43H146V42H144ZM245 43V46H242L243 44ZM240 44H241V46L242 47H238V46H240ZM101 45V43L100 42H91V44H90V49H91V51H92V53L94 54V53H96L97 52V50L99 49V46ZM220 47V48H221ZM218 48V47H217ZM246 49H244V51L246 50ZM240 50H242V49H240ZM243 51V52H244ZM248 53V52H247ZM153 54V53H152ZM155 54V53H154ZM260 54H263V52H260ZM145 55H150L149 53L148 54H145ZM240 55V56H239ZM114 56H115V58L117 57L115 54H113L112 55V57L114 58ZM112 57H110V54H105V57L104 58H99V60L97 61V64H99V65H102V66H104V67H102L104 70H106V69H109L110 68V73H108V75H107V73L105 74V79H101L102 81H103V88H104V92H105V94H104V97H102V99H104V98H106V99H104V100H106V105H108V103H110V105H112L111 106V108H110V114H109V112L107 113L106 112V110H105V112L107 113V115H108V117L110 118V119H112L113 118V116H116V115H121V117L119 116V120H118V118H113V120L114 121H116L115 119H117L118 121H120V120H122L121 118H124L123 120L124 121H127L126 122V125H127V123L129 122L128 120L129 119H132L130 116H131V113H132V115L133 116H135V113L137 112V109H139V107L141 106L140 104H142L141 102V99L143 98V100H147V98H149V97H151V96H149L145 91H143L140 87H138V88H140L139 90H138V88H136L137 90H138V92H139V95L141 94V92L142 93H146L147 95H145V94H143L144 95V97H146L147 96V98L146 99H144V97H142V98H140V101H139V98H138V105H140L139 107H138V105H137V103H136V105H134V102L132 101V103H133V105H134V107H132L133 105H132V103L131 104H129L130 103V101L132 100L131 98V96H130V98L128 97L129 96V94L131 93L130 91H129V94H128V90H125V87H124V90L127 92V97H126V95H123V96H125V100H127V99H129L130 101H129V103L127 104L128 106H129V110L125 107V102H120V99H121V101H123V96L122 95H119V94H121L122 92V88H120L119 86L120 85H124V86H126L127 87V83H128V85H131V86H133V85H136V84H138V86L140 85L139 83L140 82H137L138 80H141V75H139V77H140V79H139V77H138V74L137 75H135L136 74V70L138 69L137 67H138V65H136L137 67V69H135V73L133 74L132 72H128L127 74L125 73V69H124V67L123 66H125L124 64H123V66H122V70H124V76L125 77H119V75H118V78H120V79H118L117 77H116V75L114 76L113 74V72L114 71H112L111 70V66L113 65V64H115L114 62H112V60H113V58ZM131 57V56H130ZM134 57H135V59L136 58H138L137 56H135L134 55ZM145 57V56H144ZM163 57V56H162ZM208 58H207V60H211L212 61V59H211V57H210V55L209 56H207ZM209 57H210V59H209ZM236 57H237V59L239 58V60H236ZM246 58L244 61H243V59L242 58ZM261 57H263V56H261ZM112 58V59H111ZM133 58V57H132ZM132 58H130V60L132 61L133 59ZM139 58H141L142 59V57H139ZM199 58V57H198ZM203 58V57H202ZM206 58V57H205ZM216 58H214V59H216ZM242 59V61H240L241 59ZM134 59V60H135ZM115 60H117V59H114L113 61H115ZM133 60V61H134ZM137 61H138V59H136ZM143 60H144V58L142 59V60H139V62H141V64H140V66L142 67V65H145L146 64V62L148 61L149 62V59L146 61V60H144V62H143ZM160 60H162V58H160ZM165 60H168V59H165ZM173 61H171V62H174V59H172ZM233 60H234V64L233 63H231V61L233 62ZM119 61V60H118ZM128 61V60H127ZM133 61H132V63H133ZM198 62H201L200 60H197ZM206 60H204L203 61V63L205 62ZM238 61V62H237ZM147 62V63H148ZM157 62H159V63H156V62H154V60H152L150 63H155V68L154 69H156V70H154V74H150L152 77H150L149 76V78H150V80H152L153 79V81H155V80H158L157 79V77L159 78V76L160 75H162V76H164V77H166V78H170L169 80L168 79H166V78H164L163 79V77L162 76H160L162 79H159V81H155L156 82V84L157 83H160L162 80H165V82H162L161 84L162 85H164V83H165V85H164V88H162V87H159V90L161 89L162 91V94H161V92H160V94L162 95V103L163 102H167V101H164L163 99H167V98H169V97H167V96H169L170 94H172V96L170 97V99H172V100H169L168 101V103H166L167 105H171L172 106V104L174 105V107L172 108L173 109V111H175L176 113H178L180 116H182L183 117V115H185V113L186 112H188L189 110H191V108L193 109V110H197L198 108H199V106H198V108L196 107V105L194 106V105H192V104H194L195 103V101L194 102H192L194 99H192V98H194L193 96H195L196 94V90H193L192 88H195L194 87V83L193 82H195L194 80H196L195 78L193 79V82H190L189 81V76H191L190 74H191V72H190V74H189V76L187 77V75H186V77H187V80H186V78H183L184 80H186V83L188 84V83H193V85H192V88L190 87V85L188 86L186 83H184L185 81H183V79L181 80V78H179V77H176V76H171V73H174V67L176 66L175 64H172L171 62L169 63V60L168 61H164V59L162 60V61H157ZM196 62V60L194 61V63ZM210 62V61H209ZM214 62H216V61H214ZM214 62H213V64H211V66L212 65H214V66H217V65H215L214 64ZM236 62V63H235ZM241 62H242V66H243V64L245 65V64H247V65H245V68H244V66H243V72L241 71L242 70V68H240V64H241ZM128 63H130V65L132 64L131 62H128ZM135 63V62H134ZM176 63V62H175ZM206 63V62H205ZM238 63V64H237ZM136 64V63H135ZM177 64V63H176ZM196 64V63H195ZM208 66H210L209 65V63H208V61H207V63H206ZM126 65H129V64H126ZM192 65V64H191ZM198 65V66H197ZM197 65H195V67L197 68V67H202L201 65H203V64H198L197 63ZM221 65V63H220V66H219V68L218 67H216V72H211V74H212V76L215 78V77H217V78H215V80L213 79V77L212 76H210L209 74H210V71L213 69V67L214 66H212V68L210 69L208 66L206 67V65H205V67L208 69H210V70H208V72H209V74H207V70L205 71L203 68L204 67H202V69H200V71L201 70H203V71H205L206 72V74H207V76H209V78H206V79H204L205 80V82H206V80L208 81V79L210 80V78H212L214 81H216V82H214V83H212V85H211V80L210 81H208L209 83L208 84H205V88H208L209 90H211L210 92H209V90L208 89H202L203 91L201 92V93H203V92H205L206 90H208L207 91V93L206 94H208L209 93V95H211L212 96V94H214V92H216L215 93V95H213L212 97H213V103L215 102V100H217V98L218 99H220V100H217L218 102H217V105H213V104H211V103H209V102H207V100L208 101H210V102H212L211 101V98L210 99H206L205 101L207 102V104L205 105V107L207 108V106H208V103H209V105L212 107V105L213 106H217V108L216 107H214V108H216V110L218 109V111H220L219 109H221V111H220V113L222 114V111H226L227 110V107L229 106L230 107V104L229 103H231V105H233V104H235V106H237L241 101V99L240 98H244V96H242L241 97V95H239V93L238 94H236L238 91H236L235 92V90L237 89V87H239V91L241 90L240 88H242L241 87V85L240 84H245V83H243V82H246L247 84L249 83L250 84V82L254 79V81H255V78H257V80L258 81H252V83L254 82V84L256 85H254V87H256L255 88V93L254 92H252V94H250V92H251V87H250V89L249 90H247V88H249L248 86H246L245 87V85L243 86V87H245L246 89V91H244L243 90V93H244V95H248V91H250L249 92V95L248 96H245V100H243L242 102H245V101H247L246 103L248 104V103H250V104H248V105H250V109H252V103L253 102H249V101H252L254 98H253V96L256 98V100H254L256 103H259V105H261L260 104V101L259 100H261V101H263V104H264V75H259V73H262L263 74V72H264V70H261V72H259V67H257V68H249L250 69V75L252 74V78L251 79H248L247 81H243L245 78L244 77H246V75L249 77V74L247 73V74H245L244 73V75L245 76H242V75H239V79H240V81L242 80L243 82H240L239 81V79H237L238 77H234L235 79H234V82L236 81H238V83H236V84H238V85H240V86H236V89H235V86H232L231 84V86L232 87H234V88H231L230 87V85H228V87H230V88H228V87H226V88H228V90H227V93H226V90H222L223 91V93H224V95L225 94H227V96H228V99L227 100H225L226 102H227V104H229L227 107H225V105H226V102L225 101H223L222 102V99H221V97L222 96H220L219 95V93L222 95V91L221 92H219L220 90L217 88V87H219V84H221L222 82L224 83H222V85H224V86H227V82H226V84H225V81L227 80L226 78L224 79L223 77V79L221 80V79H219L220 78V76L221 75H223V74H221V72H220V74H219V70H220V67L222 66ZM227 65V66H226ZM230 65H233L232 67L230 66ZM114 66V65H113ZM178 66V65H177ZM176 66V68H179L180 66H178L177 67ZM204 66V65H203ZM256 66V65H255ZM254 66V67H255ZM258 66V65H257ZM260 67H261V65H259ZM264 66V65H263ZM116 67V66H115ZM115 67H114V69H115ZM133 67V68H132ZM194 66H193V68H195ZM223 67H221V70L220 71H223L222 70V68ZM230 67V68H229ZM239 67V68H238ZM248 67V68H247ZM251 67H253V66H251ZM117 68V67H116ZM135 68V65L133 64L131 67H130V69L131 70H133ZM215 68V67H214ZM232 68V69H231ZM113 69V70H114ZM127 69H129V67L127 68ZM129 69V70H130ZM139 69H140V67H139ZM144 69V68H143ZM143 69H141V70H143ZM145 69H149V68H145ZM198 69V68H197ZM197 69H195V72H196V70ZM230 69H231V71H230ZM240 69V70H239ZM248 70V71H245V70ZM254 70L255 72H257V73H251V70ZM258 69V70H257ZM260 69H264V67L263 68H260ZM121 70V71H122ZM177 70H179V69H177ZM177 70H176V72H177ZM237 70H239V71H241V72H238ZM117 72H118V70H116ZM120 71V72H121ZM145 71V70H144ZM148 71V70H147ZM198 72H200L199 70H197ZM229 71H230V73H229ZM119 72V73H120ZM134 72V71H133ZM194 72V71H193ZM192 73V76L194 75V74H198V72L197 73ZM205 72L203 73L204 75H206L205 74ZM224 72V71H223ZM237 72V73H236ZM253 72V71H252ZM130 73H132L133 75H131ZM144 72H142V74H143ZM217 73H218V75H219V77L217 76ZM122 74V73H121ZM139 74H141V72L139 73ZM200 74L202 75V73L200 72ZM214 74V75H213ZM258 76H257V75ZM4 75H6L7 77H10L11 75L9 74V72L8 71H5L4 72ZM110 75V76H109ZM126 75H130V76H126ZM200 75V76H201ZM216 75V76H215ZM121 76H123V75H121ZM196 76V75H195ZM200 76H199V78H200ZM231 76V75H230ZM241 76H242V79H241ZM257 76V77H256ZM137 78V79H134V78ZM176 77V78H175ZM185 77V76H184ZM194 77V76H193ZM197 77V76H196ZM121 78H122V82H124V83H126V85L124 84V83H122V82H120V84H119V81L121 80ZM123 78H125V79H123ZM142 78L143 79H145V80H149V78H144L143 76H142ZM230 79H231V77H229ZM229 78H228V80L227 81H230L231 82V80H229ZM244 78V79H243ZM8 79H9V81L10 80H12V78L10 79V78H7V81H8ZM142 79V80H143ZM155 79V80H154ZM192 79V78H191ZM203 79H200V81H199V83H201L202 85H204L202 82H203ZM237 79V80H236ZM127 80V81H126ZM133 80H135V82H137V83H133ZM223 80H225V81H223ZM249 80H250V82H249ZM9 81H8V83H9ZM13 81V80H12ZM102 81H101V83H102ZM197 81V80H196ZM217 81H222L221 83H219V82H217ZM146 81H142V84H144ZM198 82V81H197ZM204 82V83H205ZM233 82V81H232ZM240 82V83H239ZM101 83H100V85H101ZM130 83V84H129ZM207 83V82H206ZM215 83H217L218 85H216ZM252 83H251V85H252ZM12 84V83H11ZM119 84V85H118ZM141 84V85H142ZM155 84V85H156ZM213 84H215L217 87V89H218V95H217V91H213L212 89V86H213ZM228 84H229V82H228ZM16 85V84H15ZM140 85V86H141ZM196 85V84H195ZM207 85V86H206ZM211 85V88H209V86ZM215 85H214V87H215ZM220 86V87H223V86ZM252 85V86H253ZM13 86V85H12ZM131 86H129L130 88H131ZM147 86V85H146ZM149 86H151V84H149ZM149 86H147L149 89H147V87H145V85H144V88L143 89H145L146 88V90L147 91H151V87L153 86H151V87H149ZM160 86V85H159ZM14 87V86H13ZM17 87V86H16ZM102 87V86H101ZM100 87V89H101V91L103 90L102 88ZM122 87V86H121ZM156 88H154L153 87V89H152V92H151V94H156L157 95V93L154 91V89H158V87L157 86H155ZM199 87H201V86H199ZM253 87V88H254ZM15 88V87H14ZM21 88V87H20ZM134 88V87H133ZM151 88V89H150ZM12 89V88H11ZM11 89H10V91L9 92H11ZM119 89V90H118ZM136 89H132V90H136ZM196 89V88H195ZM217 89H215L214 88V90H217ZM233 89V91H231ZM235 89V90H234ZM124 90H123V92H124ZM199 90H200V88H199ZM252 90V91H253ZM17 91V90H16ZM23 91V90H22ZM119 91H120V93H119ZM153 91L155 92V93H153ZM201 91V90H200ZM228 91H230V92H232V93H230V92H228ZM194 92V93H193ZM234 92V93H233ZM245 92H247V94L245 93ZM11 93H13V92H11ZM10 93V95H12ZM101 93H103V91L101 92ZM200 92H199V95L201 94ZM230 93V94H229ZM14 94V93H13ZM122 94H125V92L124 93H122ZM135 93H134V91H132V93L130 94V95H134ZM195 94V95H194ZM205 94V93H204ZM203 94V95H204ZM229 94V95H228ZM24 95V94H23ZM26 95H27V93H26ZM36 95V94H35ZM136 95V94H135ZM134 95V96H135ZM138 95V94H137ZM142 95V94H141ZM140 95V96H141ZM217 95V96H216ZM239 95V96H238ZM12 96H14V95H12ZM28 96V99L27 100H29V97H31V99H33V96H32V94H31V96H29V95H27ZM196 96H198V95H196ZM205 96V98H207L206 97V95H204ZM252 96V97H251ZM36 98H38V97H40V96H35ZM120 97H122V98H120ZM135 97V101H137L136 98ZM155 97H157V96H155ZM217 97V98H216ZM220 97V98H219ZM226 97V96H225ZM27 98V97H26ZM25 98V95H24V99H26ZM45 99L46 97H42V99ZM127 98V99H126ZM134 98V97H133ZM158 98H159V96H158ZM160 98V99H161ZM200 98V97H199ZM246 98H247V100H246ZM39 99V98H38ZM37 99V100H38ZM152 99V98H151ZM159 99V100H160ZM197 99V98H196ZM202 99H204V98H202ZM226 99V98H225ZM258 99V100H257ZM34 100H35V98H34ZM33 100V101H34ZM103 100V101H104ZM197 100H199V99H197ZM30 101H32V100H30ZM32 101V102H33ZM149 102H150V100H148ZM154 101H155V99H154ZM153 100H152V102L150 103V107L149 108H152V111H158V110H156V109H153V108H155V107H151V104H153L154 103V105H155V102H154ZM205 101H204V103H205ZM219 101H221L222 103H224L225 102V105L224 104H221V105H224V106H221L219 103ZM258 101V102H257ZM29 102V101H28ZM28 102H27V104H28ZM35 102V101H34ZM33 102V103H34ZM40 102H43V101H41V99H40ZM157 102H159V101H157ZM156 102V103H157ZM170 102V103H169ZM255 102L253 103V104H255ZM35 103H39V102H35ZM105 103V102H104ZM120 103H121V105H122V107H121V105H120ZM236 103H237V105H236ZM246 103H244L245 105H247ZM29 104H32V103H29ZM28 104V105H29ZM42 104V103H41ZM146 104H148V102L146 103ZM159 104H161L160 102H159ZM159 104H157V106L159 105ZM220 106H219V105ZM126 105V106H127ZM131 105V106H130ZM143 106L142 107H144L143 109H142V111L144 110V109H146V105L145 104H142ZM145 105V106H144ZM201 106H200V108L199 109H201L203 106H202V104H200ZM245 105H243L242 103H240V108H245L246 110L248 109V106H246L245 107ZM67 106H71V105H67ZM105 106V105H104ZM127 106V107H128ZM135 106L137 107V109L135 110L136 112L134 113V110H132V109H135ZM157 106H156V108H157ZM159 106H161L162 107V105H159ZM158 106V107H159ZM191 106H194V107H191ZM209 106V109L211 108ZM123 107H125L126 109H127V112H131V113H127L124 109H122ZM141 107V108H142ZM160 107V108H161ZM166 107V108H165ZM196 107V108H195ZM222 107V108H221ZM223 107H225V110H224V108ZM229 107H228V109H229ZM237 107H239V106H237ZM69 108H72V107H69ZM140 108V109H141ZM163 108H165V110L167 109V108H169V106L167 107L164 103H163ZM162 108V109H163ZM195 108V109H194ZM206 108H204V110L206 109ZM214 108L212 107L211 108V110L212 111H210L211 113L212 112H214V113H216L217 111L216 110H214ZM233 108V107H232ZM66 109H68V108H66ZM74 109V108H73ZM139 109V110H140ZM159 109V108H158ZM171 109V108H170ZM171 109V110H172ZM199 109L197 110V111H199ZM208 108L206 109V110H209ZM223 109V110H222ZM239 109V108H238ZM70 111H72L73 112V110H71V109H69ZM108 110H109V108H108ZM107 110V111H108ZM132 110V111H131ZM147 110H148V108H147ZM192 110V111H193ZM234 110V109H233ZM233 110H231V112H230V114H228V112L227 113H224L223 114V116H225V115H232L233 113H232V111ZM236 110V109H235ZM240 111H239V113H238V116H239V118H235V114L237 115V113H235L234 115H232L231 117H233L234 116V118H231V119H229L230 117H228V118H224L225 120L227 119H229L228 121H226V123H225V121H224V123L222 124L220 121V118H222L221 116L219 117V114L218 113H216L215 115H216V117L218 116L219 118L218 119H210L211 117H212V115H214V113L213 114H210V113H208L210 116H208V114L206 113V111H204L206 114H203V116L204 115H206V117H210V118H208V120L210 121V120H212V121H210V122H208V120H207V122L208 123H210L211 124V122H212V124H213V122L214 123H219V124H217V127L216 128H214L213 129V125H211L210 126V124H209V126H208V124L204 127V128H202L201 126H202V123H200V126L199 125H197V123H196V125L198 126V127H200L199 128V130H201V128H202V133H204L203 131H205V130H203V129H211V130H207L206 131V133H204V134H202V135H197L199 138H197V139H195V140H198V141H196L194 144H192V145H188V146H183V145H181V144H179V143H181V141L178 143V141L177 140H179L180 139V136H181V133L179 132V133H177L178 135H176V132H178V130L176 131V127H178L179 129H180V127L179 126H181V124H182V122H184L185 123V121H183V120H185V118L183 119V120H181L182 122H180V123H178L179 122V120L177 119L178 117H180L179 115H171L170 113L172 112H170V111H168V110H166V116H165V113L163 112V118L165 119V117H167L168 118V120H169V123H170V125L168 124V122H167V120L164 122V121H162V120H164L163 118L161 119L160 118V116H157V114L159 113V114H161L162 115V112L160 113V112H158V113H156V116H157V118L158 119H161V121L163 122V124L164 123H166L167 124V126H166V124H162V123H160L162 126H163V130H164V128H166V131L164 130L163 132H165V133H163L164 134V137H165V135H166V133H169V134H167L169 137H170V139L172 140V142H173V139H174V142L175 141H177V142H175V144H174V146L175 145H180V146H176V147H174V146H172L173 148H177V150L176 149H174L175 151H173V155L175 154V152L178 154H175V157L173 158L175 161H176V155H177V157L180 159V160H182L181 162H182V164L183 165H181V164H179V166H181L180 168L182 169L183 168V166H184V170H181L179 167H176L177 169H180V173L178 172V174H181V176H175L176 177V179H175V177H174V174L177 172V171H174V174L172 175L171 173H169V175H171V176H169L168 174H166V173H163L162 171H161V169H159L160 170V172H162V173H159V176H158V174H157V170H155V168L156 167H154L153 166V162H152V160H150L151 158H150V156H146V155H149V152H147L148 151V146H147V151H146V153H148V154H145L144 152L145 151H140L141 149H142V147H143V142H141V140L140 139H142V135H140V139H138L137 140V138H139V137H136V136H138V134H136V136H135V134H132L131 133V131L129 130L130 128H132V127H135L133 130H135V133H137V132H139V131H141V129L143 128L141 125V121L140 120H136V119H133V121L135 122V120H136V124L134 123V125H132L133 123L130 121L128 124H130L129 126H128V128H126L127 126L124 124V122L122 123V121H120L121 123H117L116 122V124H117V126L119 125V124H121V126L123 125H125L126 127H123V128H125L126 130H122L121 132V134L119 133L120 131H118L119 130V128H121L120 126H118V128H116V130H117V135H119L117 138H119V139H121L120 140V142H121V144H124V145H121L120 147H122V148H126V146L128 147V144H133L134 145V147H135V145H137V146H139L138 148L140 149V145L142 146L141 147V149L140 150H138L137 149V153L139 154V151L140 152H142L141 154H139V155H136L137 157H135V156H133V152H132V155L130 156V155H127V157H125L124 156V160L123 159H121V157H118L117 156V160H118V158H120L121 160H123V161H125V159L127 160V161H130V166H127L126 164H129L128 162H125L126 164V167H131V172H130V169H128L127 171L128 172H130L131 174H129L130 175V177H133L131 180H133L134 182H132V184L133 185H135L134 187H132V188H134L135 189V191H136V194H137V189L139 190V195H140V197H141V199L142 200H144V201H148V199L150 198V195L151 194H153V191L151 190V188H153L154 186L153 185H156V184H158V180L159 179H157L156 180V175L158 176V178H162V175L160 176V174H164L163 176H164V178H165V176L167 175L169 178L171 177V178H173L174 179V181H182V182H187V180L188 179H186L189 175H187V176H184V175H186V174H188V173H192V171H193V173H192V175L193 174H195L196 175V172L195 171H197V170H199L198 168L199 167H201V165L203 164V167L206 169V170H208V171H210V175H208V173L206 174V175H208L210 178H211V174L212 173H214L215 174V180L217 179V177H216V173H219L220 175H221V177H224L225 178V175H229V173L228 174H226L228 171H231V173H232V170H234L235 172H236V176H237V178H238V180H236L235 179V181L233 182V184H230L229 185V183H228V186H226L225 188H222L223 190H224V192H223V194L225 193V195H227L228 196V198L230 199V201H231V205H232V207H234L235 209L234 210H237V209H239V207L241 208V207H243V209H244V206L246 205V203L247 204H249L248 203V201H246V198H248V197H246V194H245V192H247V190H245V186H244V177L247 175L246 173V170H242L241 168H240V166L241 165H239V164H243L244 163V161H242L241 162V160H242V158L243 159H245V158H249L250 156H256L257 155V153L258 152H260V150H259V146H260V143L263 141V143L262 144H264V132H262L261 131V126H259V125H256V121H254V120H252L251 119V117H248V116H242V117H240V114H242L243 115V113H244V115H249L252 111H254L253 109H252V111L250 112V113H247V114H245V112H243V110L242 109H239ZM66 111H68V110H66ZM125 112V113H123V114H121L122 112ZM159 111H161V109H159ZM168 111V112H167ZM190 112L189 111V115H190V118H191V114L193 115V116H195L196 118H198L195 114H193L194 112ZM241 111L243 112V113H241ZM260 111H263V110H261L260 109ZM113 112V115H112V118H111V113ZM170 112V113H169ZM175 112H173L172 114H174ZM200 112H202L201 110L198 112V113H196L197 115H201L202 116V114L200 113ZM207 112H209V111H207ZM237 112H238V110H237ZM248 112V111H247ZM68 114L70 113L71 114V112H67ZM134 113V114H133ZM154 113V114H155ZM169 113V114H168ZM191 113V114H190ZM232 113V114H231ZM68 114H66V115H64L65 117H67V115ZM116 114V115H115ZM126 114H130V116L129 117H124V116H122V115H126ZM158 114V115H159ZM168 114V115H167ZM218 114V115H217ZM251 114H253V113H251ZM261 114H262V112H261ZM261 114L259 113L258 114V112H257V115H260L261 116ZM72 115H73V113H72ZM187 115V114H186ZM215 115H214V118H216L215 117ZM69 116V115H68ZM156 116L154 117V119L156 120H154L155 122H157L158 121V119L156 118ZM165 116V117H164ZM170 116H174V119L172 118V121H171V118H170ZM193 116H192V119H193ZM251 116V115H250ZM253 116V115H252ZM260 116H258V117H260ZM263 116V115H262ZM64 117V119L65 120H67L66 122H70V125H72V123H73V119H72V116H69L70 117V120L68 121V119H66ZM69 117H67V118H69ZM116 117H118V116H116ZM194 117V118H195ZM237 117V116H236ZM255 117H257L256 115H255ZM126 118H128L127 120H126ZM134 118V117H133ZM137 118H140V117H137ZM181 118V117H180ZM189 118V117H188ZM188 118H186V124H189V125H186V124H184L183 125V127L182 128H185V129H183V132H185V135H186V133L187 132H189V131H191V129H197L196 128V126L195 127H193V126H190V124L192 123V124H194V121H192L190 118V120H191V122H190V120H188ZM195 118V119H196ZM140 119H142V118H140ZM174 120H178V122L176 121L175 122V124L177 123L179 126H177V124H176V127H175V125L173 126V121ZM194 120V119H193ZM217 120H220V121H217ZM258 120V119H257ZM140 121V122H139ZM160 120H159V122H161ZM172 122V124H171V122ZM155 122H154V124H155ZM188 122V123H187ZM197 122H198V120H197ZM263 122V121H262ZM261 122V123H262ZM158 123V122H157ZM157 123L155 124V125H157ZM139 124H141L140 126L141 127H139V131H138V129H137V127H138V125ZM153 124V125H154ZM68 125H69V123H68ZM69 125V126H70ZM136 125V126H135ZM152 125V124H151ZM154 125V126H155ZM172 125V126H171ZM204 125H205V123H204ZM218 125H219V127H218ZM53 126V125H52ZM52 126L50 127V129L52 128ZM116 126V125H115ZM160 126V125H159ZM166 126V127H165ZM215 126H216V124H215ZM146 127V126H145ZM207 127V128H206ZM208 127H211V128H208ZM147 128V127H146ZM48 129V128H47ZM47 129H46V131H47ZM137 129V130H136ZM148 129V128H147ZM187 129H188V131H187ZM96 130H98V129H96ZM96 130H95V132H96ZM113 130V129H112ZM115 130V129H114ZM132 130V129H131ZM144 131H145V128L143 129ZM185 130V131H184ZM199 130H196L197 132L199 131ZM52 131H53V128H52ZM52 131H51V133H52ZM94 131V130H93ZM92 131V132H93ZM111 131V130H110ZM125 131L126 132H128L127 134H125ZM137 131V132H136ZM143 131V135L145 134L146 135V133H147V131L148 130H146L145 132ZM151 131V130H150ZM194 131V130H193ZM193 131H192V133H193ZM196 131H194V133L196 132ZM48 132V131H47ZM89 134H85V135H82V141L81 142H87L86 144H88V148L87 147H83L85 150H86V152H87V150H89V145L90 146H92V144H93V141L95 140L94 138H92V137H95L94 135L93 136H91V131H87ZM91 132V133H90ZM95 132H93V133H95ZM98 132V131H97ZM95 133V134H97L99 137H100V133L98 134V133ZM133 132V131H132ZM171 132V133H170ZM196 132V133H197ZM46 133V132H45ZM92 133V134H93ZM119 133V134H118ZM125 135H124V134ZM134 133V132H133ZM149 133V132H148ZM191 133V132H190ZM189 133V134H190ZM107 134H109L108 132H107ZM111 134V133H110ZM113 135L115 134V132L114 133H112ZM111 134V135H112ZM131 136L130 138H129V135ZM47 135H49V134H47ZM54 135V134H53ZM116 135V136H117ZM126 135H128V136H126ZM167 135H166V137H167ZM192 135V134H191ZM195 136H196V134H194ZM194 135H192V136H194ZM109 136V135H108ZM115 136V137H116ZM122 136V137H121ZM135 136V137H134ZM176 136V137H175ZM188 133H187V137H186V139L188 138ZM192 136H190L191 138H192ZM194 136V137H195ZM97 137V136H96ZM127 138V140H124V138ZM147 135H146V137H144L142 140H145L144 142H146V139H147ZM168 137V138H169ZM182 137V136H181ZM56 139V136L54 135V137H52V139ZM89 138H92V142H90L89 141ZM112 139V136L111 137H109V139ZM125 138V139H126ZM133 138H135L136 139V141H135V143H137V144H134V142L132 141V139ZM167 138V139H168ZM178 138V139H177ZM49 139V138H48ZM97 139V138H96ZM113 139H114V137H113ZM118 139V140H119ZM170 139H168L170 142H171V140ZM87 140V141H86ZM188 140V139H187ZM48 141V140H47ZM49 141H50V139H49ZM57 141H59V138H58V140ZM80 141V140H79ZM96 141V140H95ZM94 141V142H95ZM112 140H110L109 141V143L111 142ZM113 141H115V140H113ZM116 141H117V139H116ZM123 141H126V142H124L123 143ZM130 141L132 142V143H130ZM185 141V140H184ZM184 141H182L183 143L182 144H184ZM189 141V140H188ZM62 142V141H61ZM88 142H90V143H88ZM119 141H118V143H120ZM127 142H129L128 144H127ZM173 142V143H174ZM187 142V141H186ZM55 143V142H54ZM54 143H52V144H54ZM63 143V142H62ZM65 143V142H64ZM59 144V145H57V148L56 147H54V148H52L51 146L49 147V142H47V144H48V146L47 147H49V148H52L53 150H56V152L55 151H53L54 152V154H52V152L50 153L49 152V154H48V150H46L47 148H45L44 149V151L46 150V152H41L43 155H45V157L43 158V157H41V158H43V160H44V165L42 166V171H40V172H38V173H36V174H34V176H33V178H32V180H33V183L31 184V186L30 187H34V190L32 189H30L31 191H39V190H41V191H44V190H42V189H46V187H47V184H48V182L50 181V175H52V177L54 176L53 174H51V170H50V166L56 161V159L57 160H60L61 162H63V164L66 166H68V165H70V167H71V164H72V161H70L69 162V158L67 159V158H65L67 155H66V150H67V145H65V144ZM74 143H75V141L73 142V143H71L72 145H74ZM83 143L81 144V145H83ZM92 143V144H91ZM127 145H126V144ZM141 143V144H140ZM167 143H168V141H167ZM173 143H171V144H173ZM178 143V144H177ZM67 144V143H66ZM112 144H114L115 145V143H113V142H111L110 143V146L112 145ZM116 144H117V142H116ZM0 145H1V143H0ZM55 145V144H54ZM53 145V146H54ZM119 145V144H118ZM118 145H115V146H117V147H115V148H118L119 146ZM56 146V145H55ZM124 146V147H123ZM132 145H129V148L131 147ZM234 146H239L238 148H237V150L239 149L240 150V152H238L237 154H234V152H229L228 153V151H230L232 148H234ZM166 147L167 148H169L170 147V143H168V144H166ZM48 148V149H49ZM56 148V149H55ZM112 150L114 151L115 149L113 148V145H112ZM171 148V147H170ZM126 149H128V148H126ZM125 149V150H126ZM198 149V151L199 152H203L204 150H205V153H207L206 151H209V152H211L212 154H215L213 151L214 150H216L215 152H220L221 153V155L220 156H218V157H216V159H213V157H211L210 156V154H208V156H210V157H207V155L204 157L205 159L202 161V163H201V160H202V158H200V162L199 163H197V159H198V157L196 156V154H198V153H196L197 150ZM204 149V150H203ZM36 150V149H35ZM117 150V149H116ZM143 150V149H142ZM168 150V149H167ZM170 150V149H169ZM168 150V151H169ZM172 150V149H171ZM170 150V151H171ZM218 150V151H217ZM37 151V150H36ZM36 151H32V155H34L35 156V153H36V156L37 155H39L38 153V151L36 152ZM49 151H51V150H49ZM118 151V150H117ZM116 151V152H117ZM135 151V150H134ZM34 152V153H33ZM85 152V153H86ZM119 152V151H118ZM257 152V153H256ZM56 153V154H55ZM89 153V156H90V154H91V152L89 151L88 152ZM120 153V152H119ZM136 153V154H137ZM204 153V152H203ZM236 153V152H235ZM52 154V155H51ZM87 154V153H86ZM130 154H131V152H130ZM144 154V155H143ZM169 154H170V152H169ZM202 153H200V155H199V157L200 156H202V155H205V154H202ZM211 154V155H212ZM88 155V154H87ZM135 155V154H134ZM151 155V154H150ZM173 155H171V156H173ZM120 156H121V153H120ZM129 156H130V159H129ZM167 156H169V155H167ZM166 156V157H167ZM170 156V157H171ZM91 157V159H93V158H95V157H93V155L92 156H90ZM148 157H149V159H148ZM35 158V157H34ZM86 158V157H85ZM128 158V159H127ZM109 159L110 158H107V160L105 161V162H108L109 161ZM116 159H111V161L109 162V163H111V162H114ZM119 159V160H120ZM147 159L148 160H150L151 161V163L152 164H150V162H149V164L148 165H146L147 164ZM169 159V158H168ZM172 159V158H171ZM170 159V160H171ZM42 160V159H41ZM42 160V161H43ZM71 160V159H70ZM96 160H97V158H96ZM146 160V161H145ZM162 160V159H161ZM164 160V159H163ZM162 160V161H163ZM174 160L171 162H169L168 160H164V161H167V163L169 162V163H174ZM199 160V159H198ZM211 160H213V162H210ZM41 161V162H42ZM73 161H77V159L76 160H73ZM87 161H89V162H92V160H89V159H87ZM93 161H94V159H93ZM100 162V160L98 159L97 161H95V165H97L99 162ZM122 161V162H123ZM145 161V163L146 164H144L143 162ZM159 161V162H158ZM157 161V165H163V164H159V163H161L160 162V160H158ZM29 163H28V165H27V167H29L30 165H31V160L30 161H28ZM116 162H118V161H116ZM241 162V163H240ZM39 163V162H38ZM71 163V164H70ZM78 163V162H77ZM119 163V162H118ZM124 163V162H123ZM141 163H143L144 164V166H142L141 165ZM163 163V162H162ZM166 163V164H167ZM168 163V166H165V165H163L164 167V169H165V167H166V169H165V171H167L168 169H169V167L171 166L170 164ZM200 163H201V165H200ZM42 164H43V162H42ZM79 164H81L80 162L78 163V164H76V163H74V165L75 166H77V169H79L80 170V165ZM91 164H93V163H91ZM90 164V165H91ZM94 164H93V166H94ZM108 164V163H107ZM178 164H177V166H178ZM36 165H38L37 163H36ZM87 165V164H86ZM146 165V166H145ZM172 165H174V164H172ZM200 165V166H199ZM210 165V166H209ZM256 164H253V168H254V166H255ZM41 166V165H40ZM40 166H38V167H40ZM66 166V167H67ZM92 166V167H93ZM154 167V170L152 169L153 167ZM174 166H176V164L174 165ZM173 166V167H174ZM243 166V165H242ZM264 166V165H263ZM262 166V164H261V167H263ZM70 167H68V169H70ZM95 167H97V166H94V168ZM152 167V168H151ZM158 167V166H157ZM162 167V166H161ZM168 167V168H167ZM186 167V168H185ZM245 167V166H244ZM91 168V167H90ZM175 168V167H174ZM174 168H172V166H171V169L173 170ZM37 169V168H36ZM39 169V168H38ZM91 169H93V168H91ZM96 169V168H95ZM176 169V170H177ZM185 169H186V172L188 171V173H186L185 172ZM188 169V170H187ZM232 169V170H231ZM255 169H256V167H255ZM261 169H264V168H261ZM65 170V169H64ZM74 170H76V169H74ZM74 170L72 169H70V171H69V173H67L68 175V178H69V181H68V179H67V176H66V179H67V181L65 182V183H63L64 184V186L63 187H61L62 189H61V192H60V194H59V202H60V204L62 205V206H70V207H72L73 205H77V202H78V197H76V195H77V188H76V186L78 187L79 185H76V183L77 182H75V180H74V174H73V172H74ZM90 170V169H89ZM158 170V171H159ZM163 170V169H162ZM189 170H191V171H189ZM36 171V170H35ZM73 171V172H72ZM181 171H184V175H182V172ZM200 171H203V170H200ZM244 171V172H243ZM261 171H263V170H261ZM68 172V171H67ZM100 172V171H99ZM99 172H93L94 173V176H93V178L92 179H95L94 177L95 176H97L96 178L97 179H99V178H103V176L104 175H100V173ZM168 172H170V169H169V171ZM204 172V171H203ZM246 172V173H245ZM256 172V171H255ZM80 173V172H79ZM79 173H78V176H77V180H78V177H79ZM89 173L90 174H93L92 173V170H91V172L89 171ZM96 173H97V175H96ZM190 173V174H191ZM200 173V172H199ZM259 173V172H258ZM258 173H257V175H258ZM262 173V172H261ZM263 173H264V171H263ZM262 173V174H263ZM77 174V173H76ZM75 174V175H76ZM202 174V173H201ZM218 174V175H219ZM256 174V173H255ZM260 174V173H259ZM22 175H23V173H22ZM100 175V176H99ZM132 175V176H131ZM198 175V174H197ZM197 175H196V177H197ZM213 175V174H212ZM230 175H232V174H230ZM234 175V174H233ZM64 176V175H63ZM99 176V177H98ZM166 176V180L168 179V177ZM200 176V175H199ZM65 177V176H64ZM193 177V176H192ZM189 178V180L188 181H190L191 179H194V178ZM195 177V176H194ZM195 177V178H196ZM214 177L213 178H211V180L212 179H214ZM229 177V176H228ZM232 177V176H231ZM231 177H229L230 179H231ZM255 177H256V175H255ZM259 177V176H258ZM261 177H262V175H261ZM260 177V178H261ZM63 178V177H62ZM160 178V179H161ZM164 178H162V181L161 182H163V180H164ZM218 178H219V176H218ZM232 178H235L234 176L232 177ZM257 178V177H256ZM57 179H59V178H57ZM64 179V178H63ZM65 179V180H66ZM79 179H80V177H79ZM97 179H95L96 180V182H95V180L93 181V183H97L98 184V182H97ZM107 180H105V177H104V179H102V180H104V182H105V185H107V183H106V181H109L108 180V178H106ZM155 179V180H154ZM172 179V180H173ZM246 179V178H245ZM62 180V179H61ZM166 180H164V182H165V185H169L170 183H171V179H168L167 181ZM170 180V181H169ZM215 180H212L211 181V185L212 186H215V189L217 188L216 187V184H217V182L219 181V179H218V181L216 182V184H215V182H213V181H215ZM220 180H221V178H220ZM226 180V179H225ZM79 182H82V180L80 181V180H78ZM99 181V180H98ZM157 181V182H156ZM174 181H173V183H174ZM222 181V180H221ZM220 181V182H221ZM55 182H56V179H55ZM63 182V181H62ZM118 182V181H117ZM156 184H155V183ZM159 182H160V180H159ZM160 182V183H161ZM166 182H169V184H166ZM219 182V183H220ZM226 183L228 182V181H225ZM225 182H223V184L225 183ZM57 183L59 184V181H57ZM101 183V185H102V182H101V180H100V182H99V184ZM119 183V182H118ZM118 183H115L116 184V186H117V184ZM153 185H152V184ZM159 183V184H160ZM181 183V182H180ZM225 183V184H226ZM246 183V182H245ZM98 184V185H99ZM110 182H109V185L106 187V186H104V183H103V188L105 187V188H108L109 186H110ZM114 184V185H115ZM176 184V183H175ZM177 184H178V182H177ZM221 184V183H220ZM219 184V185H220ZM101 185L99 186L100 188H101ZM113 184H111V186H112ZM113 185V186H114ZM132 185V186H133ZM173 186H174V184H172ZM171 185V186H172ZM218 185V186H219ZM222 185V184H221ZM227 185V184H226ZM61 186V185H60ZM110 186V188H113L114 189V187H111ZM115 186V187H116ZM118 186H119V184H118ZM153 186V187H152ZM170 186V185H169ZM170 186V187H171ZM172 186V187H173ZM151 187V188H150ZM168 187V186H167ZM60 188V187H59ZM118 188V187H117ZM130 188V187H129ZM129 188H128V190H129ZM155 188V187H154ZM194 188H196V186H194ZM109 189V188H108ZM166 189V188H165ZM168 189H169V187H168ZM221 189V190H222ZM105 190V189H104ZM127 190V189H126ZM151 190V191H150ZM154 190V189H153ZM164 190V189H163ZM221 190L219 191V192H221ZM59 191V190H58ZM102 192H103V190H101ZM111 191V190H110ZM114 191H116V189L114 190ZM124 191V190H123ZM112 192V191H111ZM152 192V193H151ZM155 192V191H154ZM157 192H160V191H157ZM157 192H155V193H157ZM214 192V191H213ZM59 193V192H58ZM110 193V192H109ZM120 193V192H119ZM214 193H217L218 194V192L216 191V192H214ZM221 194H222V192H221ZM221 194H219V195H217V196H220ZM222 194V195H223ZM205 195V197L207 198V194H204ZM211 195L212 194H210V195H208L210 198H211ZM213 195H215V194H213ZM28 196V195H27ZM26 196V197H27ZM137 196V195H136ZM216 196V195H215ZM227 196H226V198H227ZM26 197H25V201H27V199H26ZM223 197H224V195H223ZM246 197V198H245ZM135 198V197H134ZM214 198H216V197H214ZM225 198V197H224ZM227 198V199H228ZM204 199V198H203ZM23 200V201H24ZM206 200V199H205ZM204 200V201H205ZM212 201H213V199H212ZM28 202V201H27ZM208 202V201H207ZM25 203V202H24ZM204 203H206V202H204ZM203 203V204H204ZM211 203V202H210ZM213 203V202H212ZM228 203H229V201H228ZM28 204V203H27ZM31 204V203H30ZM193 204V203H192ZM190 205V204H189ZM209 205V204H208ZM231 205H230V207H231ZM244 205V206H243ZM32 206V205H31ZM187 206V205H186ZM185 206V208L187 209V207ZM192 206V205H191ZM190 206V207H191ZM194 206V205H193ZM192 206V207H193ZM205 206V205H204ZM210 206V205H209ZM208 206V207H209ZM249 206V205H248ZM33 207V206H32ZM247 207V206H246ZM29 208H30V206H29ZM28 208V209H29ZM185 208L184 209H181V210H185ZM237 208V209H236ZM36 208H34V210H32V209H30V210H27L26 211V214H24V215H26V220H28V222L27 221H25V223L27 224L28 223V228H26V230H27V232L29 233V232H31L32 234H35V235H33L35 238H36V240L38 239L37 238V231H36V229H35V226L33 225L34 223H32V221L34 222V220H33V217L35 216L34 215V213H32V212H34V211H36L37 212V210H35ZM192 209H194V207L192 208ZM247 209V208H246ZM180 210V209H179ZM179 210H177V212L179 211ZM221 210V209H220ZM39 211V210H38ZM188 211V210H187ZM187 211H185V212H187ZM242 211H245V210H242ZM36 212H35V214H36ZM184 212V213H185ZM190 212H192V211H190ZM233 212V211H232ZM38 213V212H37ZM40 213V212H39ZM68 214H69V211L67 212ZM70 213H71V211H70ZM149 213H150V215L151 216H156V217H152V220H151V228H153V229H155V232L154 233H156V231L157 230H159V229H161L160 227L163 225V223L166 221V220H168V219H164L163 217V215L162 216H157V214H156V212L155 211H149ZM169 213V212H168ZM171 213H172V211H171ZM174 213V212H173ZM172 213V214H173ZM183 213V214H184ZM234 213V212H233ZM67 214V215H68ZM177 214V213H176ZM178 214H180V212H178ZM186 214H190V213H185V215ZM31 215H33V217L31 216ZM70 215V214H69ZM174 215H175V213H174ZM174 215H172V217H175ZM39 216V215H38ZM73 216V215H72ZM72 216L70 215V216H68V217H71L72 218ZM75 216V215H74ZM77 216V215H76ZM166 216H168V215H165V217ZM181 216V215H180ZM30 217H32V220L31 219H29ZM86 217V216H85ZM89 217V216H88ZM88 217H86L87 219H88ZM171 217V216H170ZM171 217V218H172ZM176 217H178V215H176ZM227 217V216H226ZM77 220H76V223H77V227L78 228H80V226L82 225V226H85L86 225V220L87 219H84V218H82V219H79V217L77 216ZM167 218V217H166ZM168 218H169V216H168ZM170 218V219H171ZM239 219H240V217H239ZM72 220H74V219H72ZM209 220V219H208ZM207 220V221H208ZM31 221V222H30ZM75 221V220H74ZM243 221H245V218L244 219H242V221L240 220V222H239V224H245V222L243 223ZM88 222H89V220H88ZM178 222V221H177ZM212 222V221H211ZM73 223H75V222H73ZM169 223V222H168ZM206 224V223H205ZM207 224H208V222H207ZM206 224V225H207ZM215 223H213V225H214ZM88 226H89V224H87ZM212 225V226H213ZM216 225V224H215ZM27 226V225H26ZM133 226V225H132ZM132 226H130L129 227V229H132L133 227ZM239 226V225H238ZM242 225H240V227H241ZM245 226V225H244ZM76 227V226H75ZM207 227V226H206ZM214 227V226H213ZM243 227V226H242ZM241 227V228H242ZM77 228V229H78ZM86 228H87V226H86ZM209 228L211 229V227H210V225H209ZM245 228V227H244ZM31 229V230H30ZM80 229H83V228H80ZM85 229V228H84ZM164 229V228H163ZM208 229V228H207ZM243 229V228H242ZM25 230V231H26ZM29 230V231H28ZM79 230V229H78ZM161 231H162V229H161ZM212 231V233H213V238L215 239V241H216V238H217V243L219 242L220 243V241L222 242V241H224V243H229V241H230V239H229V241H228V237L227 236H229V235H227L226 236V234H225V230L223 229V228H221V227H219L218 229L217 228H213V229H211L210 230V232ZM238 231H240V230H238ZM243 230H241V233H243L242 232ZM246 231V230H245ZM158 232V231H157ZM164 232V231H163ZM160 233V232H159ZM26 234V233H25ZM30 234V233H29ZM32 234H30V236L29 237H31V235ZM211 234V233H210ZM166 234H164V236H165ZM241 235V234H240ZM39 236V235H38ZM43 236V235H42ZM41 236V238H39L36 242H38L39 240H43V239H45V238H43ZM156 236H157V234H156ZM211 236H212V234H211ZM242 236H244V235H242ZM45 237V236H44ZM158 237V236H157ZM166 237V236H165ZM231 237V236H230ZM161 238V240H159ZM160 238L158 239L159 240V242H161L160 243V246L162 245L163 247H161L162 249H163V251H162V253H164V257H165V259L167 260H165L166 261V263L168 264V262L170 263V264H176L175 262H174V260L170 257V255H169V252L171 251V247H170V245L168 244V242L165 240V239H162V237H161V235H160ZM167 238V237H166ZM34 241V243H35V245H36V242H35V240H33ZM46 241V240H45ZM44 241V242H45ZM41 242V244L43 245L44 244V242L43 241H40ZM40 242H38V243H40ZM43 242V243H42ZM232 242H234V241H232ZM218 243V244H219ZM239 244V243H238ZM240 244H242V243H240ZM239 244V247L241 246ZM220 245L222 246V245H224L223 243H220ZM228 244H226V246H227ZM229 245H231V242H230V244ZM222 246V247H226L225 249L223 248V253H224V257L226 258L229 254H232L233 253V248H234V246H232V245H234V244H232L231 246L233 247H231V246ZM138 246V245H137ZM238 246V245H237ZM172 247H174V246H172ZM232 248L231 249V251H232V253H230L228 250H230L229 248ZM236 247V246H235ZM38 248H40L39 246H38ZM133 248H135V247H133ZM237 248V247H236ZM173 249V248H172ZM235 249V248H234ZM157 251V250H156ZM235 251V250H234ZM159 252V251H158ZM226 252V253H225ZM244 253H246L245 252V250L243 251ZM242 252V253H243ZM241 253V254H242ZM171 254V253H170ZM239 254V253H238ZM237 254V255H238ZM66 255V254H65ZM161 255H163V254H161ZM236 255V257L234 258V257H232V259L233 260H230L229 262H228V264H238V262H239V260H240V258H239V255L237 256ZM244 255V254H243ZM130 256V255H129ZM232 256V255H231ZM262 256V255H261ZM149 257V256H148ZM230 257V256H229ZM260 257V256H259ZM131 258V257H130ZM225 258H224V260H225ZM28 259V258H27ZM29 259H31V258H29ZM261 259H262V257H261ZM33 260H35V259H33ZM27 261V260H26ZM29 261L30 260H28V263H29ZM71 261V260H70ZM42 262H43V260H42ZM50 262V261H49ZM52 262V261H51ZM27 263V262H26ZM25 263V264H26ZM165 263V262H164ZM45 264V263H44ZM47 264V263H46ZM66 264H73L72 262H67ZM252 264H262V263H260V258H257L255 261H254V263H252Z\"/></svg>",
  "mask_w": 264,
  "mask_h": 264
},
{
  "label": "built area",
  "instance_id": "built-area-1",
  "mask_svg": "<svg viewBox=\"0 0 264 264\" xmlns=\"http://www.w3.org/2000/svg\"><path fill=\"white\" fill-rule=\"evenodd\" d=\"M39 11L52 25L65 20V11L61 0H40ZM213 159H216V157H213ZM210 162H213V160ZM211 181L208 175L202 174L181 187L157 193L155 198L150 200L148 204L154 207V211L158 215L172 207L169 203V197L171 195L174 196L182 187L190 186L193 188L196 186L198 187L196 189H199L203 194H209L215 189V186L210 184ZM135 194V189L130 188L107 198H100L99 188L88 186L80 190L79 203L83 211L93 215L95 229L101 232L109 221L110 209L120 208L121 210H127ZM208 212H210L212 220L224 229L226 220L223 212L214 207H210ZM176 232H179L183 237L181 244H176ZM164 233L168 237L169 242L175 244L172 250V258L177 264H221L225 258L223 247L215 241L209 230L202 225L194 229L185 230L181 224L172 221L164 227ZM139 242L140 238L135 234L125 235L123 238L124 247L128 254V250L136 247ZM86 247L87 242L76 239L68 245V254L70 256L81 254L86 251ZM95 247L100 255L107 252L112 255L114 252L110 240L106 237L96 238ZM131 259L141 262L140 264H164L163 256L156 250L150 253L149 258L144 253H138L132 255ZM102 261L107 264H114L112 256L103 258ZM47 264L54 263L49 262Z\"/></svg>",
  "mask_w": 264,
  "mask_h": 264
},
{
  "label": "crops",
  "instance_id": "crops-1",
  "mask_svg": "<svg viewBox=\"0 0 264 264\" xmlns=\"http://www.w3.org/2000/svg\"><path fill=\"white\" fill-rule=\"evenodd\" d=\"M147 5H150L149 2H145L142 5V9L145 10ZM39 8L40 0H0V68L8 64L19 67L21 63H27L33 59L39 47V42L36 37V34L39 32L37 25ZM138 11L141 12L142 10L139 8ZM14 28H18L19 30L12 32ZM182 199L183 204L186 203L185 205L176 209L171 207L158 216L164 214L163 218L169 220L175 213V217L171 219L177 218L176 215H178V218H181L185 222L197 218L199 211L196 209L195 205L192 203L190 204L184 198ZM191 205H194V209H192L193 207ZM184 208L185 210H181ZM144 209L146 210V206H144ZM177 210H179L178 212H180V214H178ZM149 211H154V207L150 206L147 212ZM168 211L169 213H166ZM171 211L174 213L172 214ZM184 212L190 214L185 215ZM165 215H168L169 218L168 216H166V218ZM118 227L119 224H116L110 232L112 234H117L119 231ZM141 246L142 241L140 239L137 247L140 253H144ZM127 255L129 256L130 252L129 254L127 253Z\"/></svg>",
  "mask_w": 264,
  "mask_h": 264
},
{
  "label": "trees",
  "instance_id": "trees-1",
  "mask_svg": "<svg viewBox=\"0 0 264 264\" xmlns=\"http://www.w3.org/2000/svg\"><path fill=\"white\" fill-rule=\"evenodd\" d=\"M152 14L151 12V6L150 5H147L146 6V16H150Z\"/></svg>",
  "mask_w": 264,
  "mask_h": 264
}]
</instances>
